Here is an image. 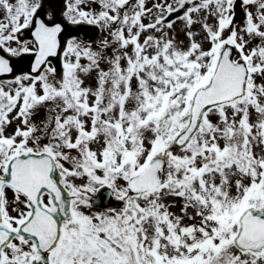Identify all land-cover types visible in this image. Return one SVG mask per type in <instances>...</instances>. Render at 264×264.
Here are the masks:
<instances>
[{"label":"snow or ice","instance_id":"obj_1","mask_svg":"<svg viewBox=\"0 0 264 264\" xmlns=\"http://www.w3.org/2000/svg\"><path fill=\"white\" fill-rule=\"evenodd\" d=\"M0 264H264V0H0Z\"/></svg>","mask_w":264,"mask_h":264}]
</instances>
